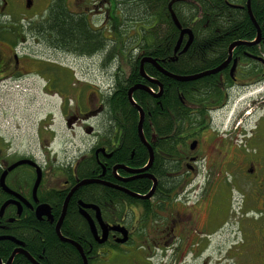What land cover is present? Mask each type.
<instances>
[{
    "label": "flooded vegetation",
    "instance_id": "af4514ba",
    "mask_svg": "<svg viewBox=\"0 0 264 264\" xmlns=\"http://www.w3.org/2000/svg\"><path fill=\"white\" fill-rule=\"evenodd\" d=\"M52 1L18 2L28 11L45 2L46 13ZM100 3L110 10L107 17L111 20L114 0ZM63 4L68 12L84 15L92 25L88 0H63ZM70 6L78 10L68 9ZM9 8L11 0H0V13ZM207 22L204 17L192 16L191 27L187 28L191 34L180 32L171 55L164 59L153 58L147 50H133L140 57L138 77L126 90V100L136 111V136L147 154L142 165L135 161V149L128 152L126 160L116 159L126 143L128 123L125 113L112 101L118 66L110 72V66L103 64L100 67L109 79L108 88L100 91L97 87L86 95L83 104L78 92L75 108L64 117L68 129L88 132L85 151L57 162L47 156L52 150L46 143L43 159L0 158V178L6 172L4 184L8 189L0 185V244L12 245L9 256L0 258L1 264H157L167 251L170 261L184 263L195 252L194 233L203 238L204 249L225 225L229 239L228 246L220 248L222 257L233 264H264V34L256 24L260 33L257 37V27L251 21L256 30L253 39L234 41L231 44H244L231 52L228 47L216 53L206 46L210 37V44L218 45L221 36L193 31L194 25ZM100 25L101 30L105 26L107 29V25ZM2 28L6 33L13 32L9 26ZM105 36L110 39L112 33ZM198 44L202 48H197ZM10 51L11 62L0 61V67H12L15 75L20 73L19 60L11 47ZM184 60L195 70L193 74L176 73ZM123 61L119 67L126 81L132 67L128 60ZM142 61L144 75L140 73ZM165 62L176 72L166 69ZM223 65L218 72L195 80L176 79L198 76ZM162 77L169 82H163ZM71 83L70 88H79L77 82ZM130 90L135 106L129 101ZM137 92L147 95L142 96L145 108L153 100L157 111L166 112L170 121L166 132L160 131L161 123L159 128L152 124L150 111L145 112L135 100ZM168 93L174 97L173 102H163ZM244 103L251 112L237 109L223 128L231 108ZM135 107L143 114V141ZM23 160L35 166L25 163L9 170ZM152 168L156 173H151ZM141 180L149 182L145 191L134 186ZM211 185L215 186L212 194L216 202L208 210L209 216L222 221L219 225L195 224L193 207L211 198ZM237 196L241 199L237 210L229 208ZM49 233L54 234L57 245L50 242ZM186 248L193 250L187 252ZM0 251H4L1 245Z\"/></svg>",
    "mask_w": 264,
    "mask_h": 264
},
{
    "label": "rangeland",
    "instance_id": "374dc122",
    "mask_svg": "<svg viewBox=\"0 0 264 264\" xmlns=\"http://www.w3.org/2000/svg\"><path fill=\"white\" fill-rule=\"evenodd\" d=\"M11 1L12 8L0 13V61L2 64L7 59L8 63L11 62V47L18 57L20 73L14 75L12 67H0V151L2 153L0 158L4 157L7 161L24 156L43 159L46 143H49L52 150L50 155H47L50 160L55 158L59 162L64 156L76 157L79 151H85L89 135L83 129H68L64 123V117L75 108V97L78 92L80 103L83 104L86 95L95 92L97 87L100 91L107 89L109 79L105 78V72L100 67L98 57L68 54L49 47L30 34L42 22L45 15V2L35 4L32 10L28 11L23 4L19 5V0ZM88 1L87 12H89L90 23L94 25L103 23L108 26L110 20L107 16L110 10L103 8V4L100 3L103 0ZM74 7L70 6L68 9L75 10ZM31 18H33L32 23L27 26L26 23ZM5 26L13 28L14 34L6 33L2 28ZM15 33L19 36H15ZM105 34L111 33L105 31ZM112 63L110 72L117 67L116 62ZM71 82H77L76 86L79 88H70ZM247 105L244 103L232 107L223 128L228 126L237 109L242 107L241 110L251 112L252 108L249 109ZM210 190L211 194L215 193V186L211 185ZM215 197L212 194L211 198L207 197L193 207L194 221L197 219L195 224L219 225L221 223V219L213 220L208 212L215 205ZM195 200L196 198L193 199ZM240 200L239 196L235 197L228 207L237 210ZM226 220L227 218L224 217L223 223ZM199 229H201L200 226ZM225 229H227L226 225L219 228L211 237L208 247L204 249L201 248L204 243L203 238L194 233L192 240L195 252L192 256L188 255L184 263L170 261L167 256L169 251H167L166 257L157 261V264H233L232 261L224 259L220 253L221 246H228L226 241L229 239V234H226ZM185 250L190 252L193 249Z\"/></svg>",
    "mask_w": 264,
    "mask_h": 264
},
{
    "label": "trees",
    "instance_id": "16d2710c",
    "mask_svg": "<svg viewBox=\"0 0 264 264\" xmlns=\"http://www.w3.org/2000/svg\"><path fill=\"white\" fill-rule=\"evenodd\" d=\"M227 2L241 7H231L225 4L224 0H114L110 24H108L107 29L105 26L104 30H101L100 24L90 26L84 15L68 12L64 7L63 0H53L42 22L30 34L49 47H54L68 54L96 56L100 64L107 66L116 62L118 72L117 77H115L116 88L112 101L114 106L118 105V108L125 113L128 123L126 143L117 154L116 159L118 161L126 160L128 152L135 149L137 152V160L135 161L138 165H142L147 154L136 136V111L126 100V90L133 85V81L138 77L140 57L135 55L134 51H150L151 56L157 59L169 57L179 33L183 29L191 27L190 18L192 16L204 17L208 21L194 25V32H206L222 37L218 45L210 44L213 42L211 41L213 37H210L209 45L206 46L211 49L214 48L216 53L226 51L234 41L253 39L256 30L247 12V0H227ZM250 11L254 21L264 34V0H250ZM106 30L112 33L110 39L105 38ZM8 31L11 32V30ZM15 36L18 37L19 35ZM197 48H202V45L198 44ZM123 60H128V64L132 67L130 78L126 81L121 78L119 67L124 62ZM164 64L170 72L175 71L169 63L165 62ZM193 71L195 70L188 66L187 61L184 60L175 72L184 76L193 74ZM162 80L169 82L164 77ZM167 88L170 91L168 85ZM142 96L147 98V95L141 92L134 95L135 100L142 105L144 111H150L152 124L159 128L158 122L161 123L160 131L166 132L170 126L166 112L157 111L153 100L145 108ZM170 100L173 102L174 97L168 93L163 102L168 103ZM148 128L146 115L144 120L146 132ZM168 167L165 164L164 169ZM151 173H156V170L152 168ZM134 186L145 191L147 186L149 187V182L148 180H141ZM49 236L52 240L50 242L57 245L58 241L54 234L49 233ZM48 243L49 241L45 244ZM0 245L4 249V251H0V258L5 260L11 252L12 245L8 242Z\"/></svg>",
    "mask_w": 264,
    "mask_h": 264
},
{
    "label": "water",
    "instance_id": "95a60500",
    "mask_svg": "<svg viewBox=\"0 0 264 264\" xmlns=\"http://www.w3.org/2000/svg\"><path fill=\"white\" fill-rule=\"evenodd\" d=\"M246 7H247V12H248L249 18L251 19V21L253 22V24H255V26L257 27V25H256V23H255V21H254V19H253V17H252L251 11H250V0H247ZM257 30H258V31H257V37H259V34H260V33H259V29H258V27H257ZM185 33H187V34H191V31L188 30V29H183V30L181 31V35H182V34H185ZM180 41H181V39H179L178 44H180ZM242 44H244V43H243V42H236V43L231 44V45L229 46V52H231L236 46H238V45H242ZM252 44H253V43H252ZM143 62H144V61L141 62V68H140V69H141V70H140V73H141L142 75H144V74H143V69H142ZM147 62H149V63H151V64L154 65V62H153V61L147 60ZM224 66H225V65L221 66L220 68H218V69H216V70H214V71L206 72V73H203V74L198 75V76H194V77H184V78H176V79H178V80H180V81H185V82H186V81H190V80H195V79L201 78V77H203V76H207V75H210V74H212V73H216V72H218L219 70H221L222 68H224ZM170 77H171V76H170ZM172 78H173V77H172ZM131 94H132V90L129 91V93H128V97H129L130 104H131L132 106H135L134 103H133V101H132V99H131ZM135 108H137V107H135ZM137 110L139 111V114H140V122H139V126H138V132H139V137H140L141 140L143 141L142 134H141V123H142V119H143V114H142V112L139 110V108H137ZM151 157H152V154H150V158H151ZM150 161H151V160H150ZM25 163H28V164H31V165L35 166L31 161L23 160V161H21V162L15 164L14 166H12L9 170H11L13 167H15V166H17V165L25 164ZM5 175H6V172L3 173L2 176H1V178H0V185L2 186V188H3L4 190L8 191L7 187H6L5 184H4ZM12 240H13V239H12ZM20 253H22V252L20 251ZM15 254H16V252H14V253L12 254L10 260H12V258L15 256ZM10 260H9V261H10ZM0 264H1V261H0ZM8 264H9V263H8Z\"/></svg>",
    "mask_w": 264,
    "mask_h": 264
},
{
    "label": "bare ground",
    "instance_id": "6f19581e",
    "mask_svg": "<svg viewBox=\"0 0 264 264\" xmlns=\"http://www.w3.org/2000/svg\"><path fill=\"white\" fill-rule=\"evenodd\" d=\"M152 162V161H151ZM145 168V167H144ZM152 195V194H151Z\"/></svg>",
    "mask_w": 264,
    "mask_h": 264
}]
</instances>
